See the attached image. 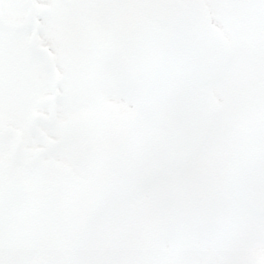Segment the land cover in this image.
Wrapping results in <instances>:
<instances>
[{
    "label": "snow or ice",
    "instance_id": "snow-or-ice-1",
    "mask_svg": "<svg viewBox=\"0 0 264 264\" xmlns=\"http://www.w3.org/2000/svg\"><path fill=\"white\" fill-rule=\"evenodd\" d=\"M0 264H264V0H0Z\"/></svg>",
    "mask_w": 264,
    "mask_h": 264
}]
</instances>
